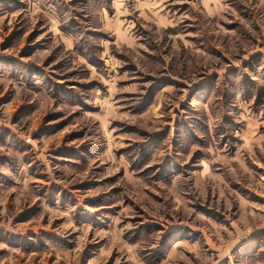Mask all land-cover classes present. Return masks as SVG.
<instances>
[{"label": "rangeland", "instance_id": "374dc122", "mask_svg": "<svg viewBox=\"0 0 264 264\" xmlns=\"http://www.w3.org/2000/svg\"><path fill=\"white\" fill-rule=\"evenodd\" d=\"M0 264H264V0H0Z\"/></svg>", "mask_w": 264, "mask_h": 264}]
</instances>
